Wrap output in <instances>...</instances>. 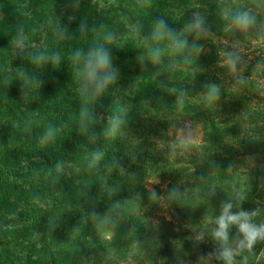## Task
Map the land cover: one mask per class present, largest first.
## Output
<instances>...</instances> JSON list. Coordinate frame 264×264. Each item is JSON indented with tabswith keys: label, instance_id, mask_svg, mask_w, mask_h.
<instances>
[{
	"label": "trees",
	"instance_id": "1",
	"mask_svg": "<svg viewBox=\"0 0 264 264\" xmlns=\"http://www.w3.org/2000/svg\"><path fill=\"white\" fill-rule=\"evenodd\" d=\"M111 1L114 9L134 26L138 45L132 42L112 49V41L108 42L104 36L108 32L116 34L114 26L95 18V9L89 0H74L72 20L62 37L45 50L19 56L15 40L28 33L37 35L34 29L48 20L60 0H0V121L7 117L11 108L18 107L19 97L27 95L37 107L42 122L55 132L54 138L44 147L30 142L0 150L2 241L12 246L26 238H34L30 227L16 224V216L65 192L62 174L65 161L73 159L84 163L89 158L86 171L103 187L98 196L88 199V211H78L74 216L68 235L49 230L45 234L46 242L41 246L32 245L17 264L98 262L102 258L98 248L105 247L96 235V226L104 220L112 227L110 221L115 222V242L120 247L131 250L141 243L149 234V224L143 217L145 208H153L156 203L145 181L151 175L164 178L175 172L167 149L156 141L169 138L171 128L189 120L204 124L200 145L202 162L195 176L198 192L206 189V182L215 184L220 198L226 202L231 199L235 186L245 195L241 207L259 209L256 222H264V169L240 166L244 156L264 155V130L261 127L248 129L252 133L243 134L247 119L258 113H251L250 99L242 90L227 89L226 81L216 74L221 64L216 40L239 31L231 25V15L237 10H248L261 27L264 0ZM194 13L204 18L206 29L198 38L184 32ZM158 19L165 20L178 35L187 36L189 45L195 42L202 51L192 52L190 62L185 63L186 53L174 54L167 40L158 44L151 38L154 22ZM99 45L109 51L112 65L130 67L139 62L140 71L121 127L102 149V158L93 165L94 139L100 129L98 117L109 110L110 97L107 88L96 100L85 101L71 57L77 49L87 52ZM157 46L163 49V55L154 63L149 50ZM56 53L60 55L59 63L51 59ZM39 56L45 58L44 62H36ZM213 84L219 89V99L209 103L207 94ZM85 107L90 116L82 121L80 113ZM132 180L137 187L129 192L125 186ZM198 197L192 193L182 199L190 203ZM37 214L31 211L27 217L30 219ZM235 233L233 228V237ZM245 255L249 264H264V241L256 244L253 253ZM205 264L223 262L215 255Z\"/></svg>",
	"mask_w": 264,
	"mask_h": 264
},
{
	"label": "rangeland",
	"instance_id": "2",
	"mask_svg": "<svg viewBox=\"0 0 264 264\" xmlns=\"http://www.w3.org/2000/svg\"><path fill=\"white\" fill-rule=\"evenodd\" d=\"M58 3L48 20L34 29L37 35H24L23 46H16L19 56L45 50L62 37L72 20L75 3L74 0H60ZM89 3L95 9L97 20L109 23L116 29L112 49L132 42L133 45L139 44L134 26L120 11L114 9L111 0H89ZM216 44L221 52L217 76L226 81L227 89L242 90L250 99L248 104L251 113H258L247 119L243 134L251 132L248 129L261 127L264 130V19L261 27L256 19V24L251 29L219 36ZM229 54L239 57L235 70L227 63ZM113 67L117 70V79L108 86L110 107L98 117L100 129L94 139L92 153L101 152L108 144L111 136L106 134V130L110 118L118 117L123 120L140 71L139 62L130 67L114 63ZM27 98V95L19 97L18 107L11 108L7 117L0 121V150L17 143L33 142L40 147L45 146L41 143V137L48 126L42 122L37 107ZM222 109L223 105L220 106V110ZM169 135V138H158L156 142L167 149L175 172L164 178L151 175L145 181L146 188L156 194L153 208L146 207L143 215L149 224V234L131 250H125L115 242L116 233L110 223L106 220L99 221L96 235L105 248H98L102 258L96 263L92 260L90 264H205L210 263L215 256L218 244L211 232L215 217L224 202L215 184L206 182V189L198 192L196 187L199 184L195 180L196 171L202 162L200 145L203 143L204 124L193 120L184 121L171 128ZM242 159L240 166L245 169H264V155L244 156ZM88 161H65L62 165L65 192L60 197L30 207L20 217L16 216V224L19 227H30L34 238H26L10 246L0 236V264L20 262V258L29 253L32 245L41 246L46 242L45 234L49 230H57L58 233L61 231L63 236L71 232V221L77 212L88 211V199L98 196L103 190L86 171L85 164ZM135 187L137 183L133 180L125 186L129 192ZM192 193L199 196L197 200L187 203L182 199ZM31 211L38 214L29 219L27 216ZM1 217L0 212V229L4 226L1 225Z\"/></svg>",
	"mask_w": 264,
	"mask_h": 264
},
{
	"label": "clouds",
	"instance_id": "3",
	"mask_svg": "<svg viewBox=\"0 0 264 264\" xmlns=\"http://www.w3.org/2000/svg\"><path fill=\"white\" fill-rule=\"evenodd\" d=\"M230 23L236 29L247 31L256 24V17L248 10H237L231 15ZM184 32L195 34L197 38L203 35L206 32L204 18L199 13H194L192 20L185 25ZM114 38L115 36L111 32L106 33L104 36V39L108 42L113 41ZM151 38L158 44L167 40L174 54L186 53L184 55L185 63L190 62L192 52L202 51V48L195 42L189 45L187 36L178 35L163 19L154 22ZM15 43L18 46H23V40L20 38H17ZM162 55L163 49L159 46L149 50L150 59L154 63L159 62ZM71 58L76 68V75L81 82L80 93L86 102L96 100L117 79V70L112 65V57L103 45L93 47L87 52L77 49ZM51 59L52 62L59 63V53L54 54ZM238 59L239 57L234 54H229L227 57V63L233 70L236 68ZM44 60L43 56L36 58L38 63H42ZM182 99L183 93H181V106H183ZM218 99V87L215 84L210 85L207 101L211 103ZM80 115L82 121L90 116L86 107L82 108ZM121 124L120 118H110L106 134L115 136ZM54 136L55 132L49 127L41 137V143L50 142ZM102 155L103 153L99 151L92 154L93 165L102 158ZM232 193L231 199L222 203L220 212L214 220L211 235L218 244L215 255L223 264H249L248 256L245 253H253L256 244L264 241V222H256L259 209L244 210L241 207L245 199L244 192L241 189L233 186ZM151 197L155 199V192L151 194ZM110 222L114 227L115 222ZM233 228L236 229L235 237L232 235ZM237 257H240V259L237 260Z\"/></svg>",
	"mask_w": 264,
	"mask_h": 264
}]
</instances>
